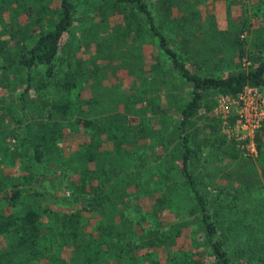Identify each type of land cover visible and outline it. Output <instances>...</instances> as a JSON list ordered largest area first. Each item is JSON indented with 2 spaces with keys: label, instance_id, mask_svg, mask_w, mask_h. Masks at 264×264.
<instances>
[{
  "label": "trees",
  "instance_id": "obj_1",
  "mask_svg": "<svg viewBox=\"0 0 264 264\" xmlns=\"http://www.w3.org/2000/svg\"><path fill=\"white\" fill-rule=\"evenodd\" d=\"M202 1L0 0V264H264V122L251 157L214 113L264 94V0H226L222 18ZM163 60L186 96L156 80ZM119 68L153 85L118 96L104 83ZM48 163L89 219L41 209L28 184Z\"/></svg>",
  "mask_w": 264,
  "mask_h": 264
},
{
  "label": "rangeland",
  "instance_id": "obj_2",
  "mask_svg": "<svg viewBox=\"0 0 264 264\" xmlns=\"http://www.w3.org/2000/svg\"><path fill=\"white\" fill-rule=\"evenodd\" d=\"M148 1L151 3L153 0H148ZM224 1H226V0H204L198 6L201 9L204 17H207L208 13H210L211 11H214V13L220 14V15H218V18H222V16L224 15L223 14L224 13V5H223ZM234 1L237 2L238 0H234ZM239 12L240 11L237 7L236 12H234V13L237 15ZM89 14H90V11H87V8L80 7L79 15H77V16H78V18H84V19H82L81 21L78 22V24H76L77 25V29H76L77 33H76L75 38L77 37L76 41H80L81 43L82 42L86 43V41L88 39H91V38H97L96 34H94L96 28L92 27L93 26L92 24L94 22H91V20L89 21V19H88ZM222 23H224V21ZM99 32L103 35H112V33L108 29H105V28L100 29ZM85 38H86V40H84ZM111 39H112V37H111ZM154 42H156V41L152 38V36L147 35V33H145L143 38L137 43V44L142 45V46H140L139 49L144 52L145 56H147L146 58H147L148 62H151V59L149 56L152 57V54L150 55V53L154 52V51L156 52V50H157L154 47ZM137 44H136V42H134V40L130 39L129 43L126 45L135 46ZM87 49L88 48H86V47L80 48L83 56L86 53L85 51ZM120 49L123 50L122 45H120ZM115 60H118V59L116 58ZM163 61H164L163 64L166 65L165 69H164V70H166L165 71L166 73L158 75L156 77V80L158 82H161L163 80L167 81L169 83L173 82L174 88H175L173 91V95L176 97H179L180 95L186 96L187 93L185 94L184 92L179 90L180 89V86H179L180 80H178V78H179L178 75L172 73L169 70L170 66H169L167 61H165V60H163ZM146 69L148 70L147 67H146ZM146 69H143L145 71L141 70L142 72L139 74L140 81H142L146 77V84L145 85H144V81L142 82V84L139 80L135 81L134 78L129 77L127 75V73H126L127 71L121 70L120 68L118 71H116L115 74L114 73L111 74L110 81H106L104 83V85L108 86V87L114 86V87H112V89L115 91V94H118V96H124L126 94H128V95L132 94V97H133L135 85H132V83H134V81L137 83V85L145 86L146 89L151 88V85H153V83L151 81V79L153 78L152 77L153 74H150V75L146 74L145 73ZM169 72L172 74L171 76H170ZM227 72H228L227 70H224L225 74ZM170 77H172V80L170 79ZM150 83H152V84H150ZM153 88L155 89L158 87L154 85ZM158 89H159V94L163 93L162 87L161 88L159 87ZM51 90L53 93V89H51ZM174 92H175V94H174ZM221 98H222V96H220L218 99L217 106L214 110V113L216 116H218L221 119L223 131L227 135V137L229 139H231V137H230L231 135H228L227 131H228V127L233 125L232 123L234 122L235 119H234V116L232 114L228 115V117H227L228 119L226 120V124L224 123L222 116H223V113H225V111L227 110V105H226V102L224 100H221ZM224 125L227 126V128L224 127ZM230 128H232V127H230ZM16 147H17L16 141H12L10 143V152H13ZM7 155L5 154L4 158L3 157L0 158L2 166L8 165L7 164ZM36 170H38V171L34 174V179L29 182L28 188H30L31 192L39 193L42 196L43 203H42L41 209L42 208L49 209L50 211H52L54 213H58V214L71 213V212L80 210L81 214L84 216L85 219L90 218L91 214H88L86 212V210H83L84 205H85V200L82 198L74 197L70 194L68 187H67V176H68V174L65 170H63L62 167H60L59 165L54 164V163H48V164H46V166L38 167V169H36ZM141 205L146 210L149 207V203L146 200L141 201ZM126 214L130 218H135L131 209H129L126 212ZM169 214L171 215V217H174L173 213L170 212Z\"/></svg>",
  "mask_w": 264,
  "mask_h": 264
},
{
  "label": "built area",
  "instance_id": "obj_3",
  "mask_svg": "<svg viewBox=\"0 0 264 264\" xmlns=\"http://www.w3.org/2000/svg\"><path fill=\"white\" fill-rule=\"evenodd\" d=\"M221 100L227 105L222 116L224 123L226 124L228 115L232 114L235 119L230 126L232 128L228 127V135L239 143L248 140L247 144L243 143L240 147L247 156L254 157L256 152L252 138L264 122V94L256 87L247 86L236 98L222 96ZM224 127L227 128L225 125Z\"/></svg>",
  "mask_w": 264,
  "mask_h": 264
}]
</instances>
